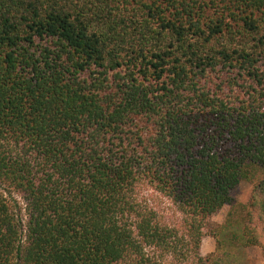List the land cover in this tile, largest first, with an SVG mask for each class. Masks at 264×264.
<instances>
[{
	"label": "trees",
	"instance_id": "trees-1",
	"mask_svg": "<svg viewBox=\"0 0 264 264\" xmlns=\"http://www.w3.org/2000/svg\"><path fill=\"white\" fill-rule=\"evenodd\" d=\"M242 181L264 215V0H0V264L204 261Z\"/></svg>",
	"mask_w": 264,
	"mask_h": 264
},
{
	"label": "rangeland",
	"instance_id": "rangeland-1",
	"mask_svg": "<svg viewBox=\"0 0 264 264\" xmlns=\"http://www.w3.org/2000/svg\"><path fill=\"white\" fill-rule=\"evenodd\" d=\"M252 190V183L242 181L232 192L233 205H224L202 220L197 250L204 261L196 258L177 260L167 254L165 260L170 264H264V215L248 208ZM135 194L140 204L152 211L161 224L174 227L184 242L190 239L188 233L192 220L167 195L157 191L146 180L138 183ZM14 197L19 200L17 195ZM249 220L256 228L261 245L243 244L246 237L241 243L235 242V235L245 233L244 227ZM194 225L197 226V221ZM150 252L152 254L153 251Z\"/></svg>",
	"mask_w": 264,
	"mask_h": 264
}]
</instances>
